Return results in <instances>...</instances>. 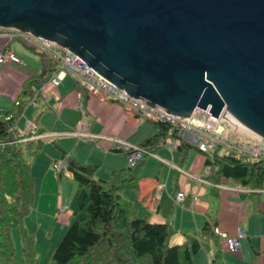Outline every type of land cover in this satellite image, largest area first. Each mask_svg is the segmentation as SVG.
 Returning a JSON list of instances; mask_svg holds the SVG:
<instances>
[{
  "label": "water",
  "instance_id": "95a60500",
  "mask_svg": "<svg viewBox=\"0 0 264 264\" xmlns=\"http://www.w3.org/2000/svg\"><path fill=\"white\" fill-rule=\"evenodd\" d=\"M0 27L54 41L150 106L208 109L264 144V0H0Z\"/></svg>",
  "mask_w": 264,
  "mask_h": 264
},
{
  "label": "crops",
  "instance_id": "0c3cea01",
  "mask_svg": "<svg viewBox=\"0 0 264 264\" xmlns=\"http://www.w3.org/2000/svg\"><path fill=\"white\" fill-rule=\"evenodd\" d=\"M3 48L12 50L17 57L16 60L0 63V105L7 106L19 92L22 82L41 71L47 60L19 41L0 37V50ZM33 90L46 93L35 106L42 103L45 111L50 112L53 123L58 125V129L51 131L58 132V135L72 132L71 129L77 126L82 116L89 123L90 133L114 135L135 144L153 130L151 121L148 120V125L144 124L147 121L138 124L133 112L103 95L87 93L83 100L70 73H64L56 86L42 82L36 84ZM78 102L83 103V114L77 108ZM42 123L33 128H40L42 133L46 129ZM195 137L189 132L177 136L178 142L182 140L192 144L182 161L178 158L176 148L169 143L176 137L167 138L164 144L153 150L154 159L148 161L142 171L139 170L137 185L123 188L122 196L131 203L137 215H143L151 222L167 221L175 230L171 240L175 243L197 235L207 217L214 218L219 230L228 235L234 234L237 227L246 231L236 251L225 249L218 234L217 239H203L198 250L191 255L192 263L210 264L215 251L219 250L222 264H264V176L261 187L256 190L243 188L226 178H220L215 183L209 182L204 178V156L196 148ZM69 140L68 147L58 144L59 148L77 161H84L81 158L90 155V151L84 147L87 144L72 138ZM77 147L80 148L81 156L75 152ZM45 148L36 154L31 164L35 203L24 219V223L31 228L29 231H39L44 240L46 234L50 236L53 232V239L61 237L66 225L73 219L67 206L76 188V182L68 170L58 173L52 167L53 162L64 163L61 157L59 161L56 160L58 149ZM89 149L96 153L91 146ZM114 153L99 154L108 162L99 174L105 179L111 170L127 166L126 157L112 158L124 153ZM179 190L184 191L181 202L174 200ZM166 201L170 202L168 211H164L162 206L157 209L158 205ZM60 207H63V211L59 210ZM40 224L43 235L39 230ZM37 245L40 246L39 241Z\"/></svg>",
  "mask_w": 264,
  "mask_h": 264
},
{
  "label": "trees",
  "instance_id": "16d2710c",
  "mask_svg": "<svg viewBox=\"0 0 264 264\" xmlns=\"http://www.w3.org/2000/svg\"><path fill=\"white\" fill-rule=\"evenodd\" d=\"M43 56V55H42ZM41 71L25 79L19 92L5 108H0V264H18L13 258L11 229H19L28 264H36L33 237L24 227V218L35 203L34 179L30 168L35 155L47 137L37 136L40 128L19 132L13 125L21 115L33 88L44 83L54 62L46 58ZM81 92L83 100L87 91ZM153 130L137 145L150 152L164 144L167 137H177L178 129L161 120H151ZM192 144L180 140L175 145L180 161ZM217 147L211 156L202 153L209 173L204 178L215 183L226 178L243 188L256 190L264 176V160L248 162L239 155ZM60 149L65 169L76 182L69 202L73 219L54 248L48 264H192L191 255L205 238H216L214 218L207 217L195 236L180 243L172 242L175 230L167 222H151L136 214L131 203L121 195L125 187H135L145 155L133 165L111 170L109 177L92 176L96 164L82 163ZM114 152L124 153L121 149ZM170 202L158 205L164 211ZM210 264H222L219 250ZM253 264V263H251Z\"/></svg>",
  "mask_w": 264,
  "mask_h": 264
},
{
  "label": "built area",
  "instance_id": "2783aa9c",
  "mask_svg": "<svg viewBox=\"0 0 264 264\" xmlns=\"http://www.w3.org/2000/svg\"><path fill=\"white\" fill-rule=\"evenodd\" d=\"M0 37L7 40H17L53 61L54 67L45 81L52 86L58 85L64 73H70L74 77L77 87L86 90L90 95H103L105 98L119 103L125 109L134 113L138 124L148 120H161L177 128L178 136L188 132L195 134L194 141L196 148L208 156H211L217 147H223L248 162L264 160V144L249 140H240L227 135L225 127L218 122L221 114L219 116H212L208 109L202 108H195L188 116L184 117L167 112L158 106L148 105L141 98L129 95L124 89L97 73L91 66L80 59L77 54L56 44L52 40L33 35L30 32L17 28L7 27H0ZM16 59L17 57L12 50L8 48L0 50V63ZM45 95L46 93L44 91L33 90L27 102L35 106L37 101ZM77 108L83 114L82 102H78ZM13 127L16 128L15 125ZM31 127L32 123L28 121L22 132L30 130ZM72 134L78 138L90 140L100 149L113 151L121 149L126 151V161L130 165H133L143 155L151 154L146 148L131 143L121 137L90 133L89 123L84 116H82L76 128L72 131ZM177 142L178 139L176 137L175 140H170L169 143L172 144V147H175ZM52 167L56 172L60 173L65 169V164L56 161L52 163ZM208 173L209 167L204 166L203 174L207 175ZM183 199L184 191H177L174 195V200L181 202ZM59 210L63 211V207L59 208ZM213 231L219 235L224 248L229 251L238 250L242 238L246 235V231L241 227H237L234 234L231 235L220 231L217 226L213 227Z\"/></svg>",
  "mask_w": 264,
  "mask_h": 264
},
{
  "label": "rangeland",
  "instance_id": "374dc122",
  "mask_svg": "<svg viewBox=\"0 0 264 264\" xmlns=\"http://www.w3.org/2000/svg\"><path fill=\"white\" fill-rule=\"evenodd\" d=\"M16 42H18V41L16 40ZM19 43H21V42H19ZM5 107L6 106H4V105H2V106L0 105V108H5ZM45 113H49V115L48 114L45 115ZM39 115H41V117H40L41 119L39 118ZM28 121H30L32 123V127H31L30 130H32L33 127H35V126L39 127L40 126V122H43L42 126L44 128H46V129L43 130V132L38 134L37 136L47 137L46 138L47 140L43 141V144H42L40 150L42 148H43V150L46 149L45 147H47V148L49 147L51 149H58V155H56V158H57L56 160L60 159V149H59L58 144L60 146L65 145L66 147H68V141H70L69 138H72L74 141H79L81 143H86L87 145H85L84 147H86L90 151V152H88L90 155H88V153H87L88 156L86 155L87 157H82L81 159L84 160V161H81V162L96 164L97 167L94 170L92 176L94 178H104L105 179V177H102L99 174L101 173L104 165L106 163H108V162H105L106 160L105 159L103 160L102 159L103 157L101 155H99V154H102V153H113V154H116V153L109 152V150H106V149H99L90 140H88L86 138H78L75 135H73L72 132L66 131V132L61 133L63 135H61V134L58 135V132H52L51 131L52 129H55V130L58 129V125L56 123L55 124L53 123V118H52V116H50V112H46L45 111V109L42 106V103L40 105H37V106H33L31 104H28V102L24 104V109H23L21 115L16 120L15 126H16L17 130L19 132H22L24 126L26 125V123ZM44 123L46 125H44ZM144 124L148 125V124H150V122L147 121ZM75 128L73 127L71 129V131L74 130ZM225 132L229 136H232V137L240 139V140H244V139H241L239 136L231 133L226 128H225ZM90 146L92 147L93 150L96 151V153L89 149ZM158 148H159V146H158ZM79 149L80 148L77 147L75 149V152L77 151L79 153V156H81V152L79 151ZM220 151H222V152L225 151V148L222 147L220 149ZM153 155H155L153 151L151 152V154H146L145 155L144 162H143V164L141 166L140 171H142V168L145 165H147L148 161L154 159ZM122 156L124 158L126 157L125 154H119V156H113L112 158H115V159L119 158L120 159V158H122ZM125 164H128V163L126 162ZM64 170H62V171H64ZM68 212H69V210H68ZM71 221H72V219H71ZM71 221H70V223H71ZM70 223L66 225L65 230H64L63 234L61 235V237L64 235V233L68 229ZM41 226H42V224H40L39 230L42 232V235H43V231H42V227ZM24 227H25L26 231L28 233H31V235L33 237V245H34L33 248L36 250L35 256H36V259H37L36 260V264H48L50 262V260H51L52 252H53L54 248L57 246V244L60 241L61 237H57L56 239H53V236H54V232H53L50 236H48L46 234L45 240H44L42 238V236H41L39 231H37V232L36 231H29V230H31V228L28 227L26 222L24 223ZM49 228H50V226L46 228V233H48ZM38 241L40 243V246L37 245ZM11 242H12L13 258L16 260V262L18 264H28L30 262V260H31V257H28V256L26 257V255L24 253V250H23V247H22L23 246V241L21 239V235H20L19 229L17 227H13L11 229ZM192 264H196V263H192Z\"/></svg>",
  "mask_w": 264,
  "mask_h": 264
}]
</instances>
